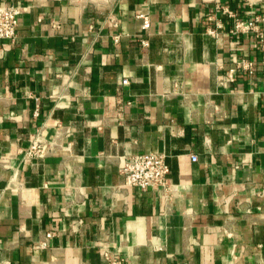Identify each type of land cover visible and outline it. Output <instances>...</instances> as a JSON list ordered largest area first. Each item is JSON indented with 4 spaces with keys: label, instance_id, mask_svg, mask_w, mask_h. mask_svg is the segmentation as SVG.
<instances>
[{
    "label": "crops",
    "instance_id": "crops-1",
    "mask_svg": "<svg viewBox=\"0 0 264 264\" xmlns=\"http://www.w3.org/2000/svg\"><path fill=\"white\" fill-rule=\"evenodd\" d=\"M0 4V264H264V50L232 32L264 0ZM138 152L169 187L124 184Z\"/></svg>",
    "mask_w": 264,
    "mask_h": 264
},
{
    "label": "built area",
    "instance_id": "built-area-1",
    "mask_svg": "<svg viewBox=\"0 0 264 264\" xmlns=\"http://www.w3.org/2000/svg\"><path fill=\"white\" fill-rule=\"evenodd\" d=\"M20 8L14 5L0 4V38H13L17 25V17ZM141 19V28L147 29L150 21L147 14L139 12L136 14ZM112 23L116 24V19H112ZM264 14H255L251 19L235 18L232 32H247L254 30L260 41V47L264 50ZM119 34L113 36L116 42L119 40ZM146 44L145 40H141ZM234 68H240L248 73H253L254 64L251 59L238 58L235 60L234 67L228 69V78L233 79ZM127 79L123 78L122 83H126ZM51 143L46 141L40 136H34L24 150V155L28 158H40L47 151L51 150ZM192 160L196 158L195 155L191 156ZM120 172L124 177V184L135 185L141 188L147 186H160L167 188L170 185L168 179L169 167L165 160L163 153L157 152H138L127 155L119 167ZM50 232L46 233L49 236ZM44 245V243H42ZM110 264H121L120 261H111Z\"/></svg>",
    "mask_w": 264,
    "mask_h": 264
}]
</instances>
